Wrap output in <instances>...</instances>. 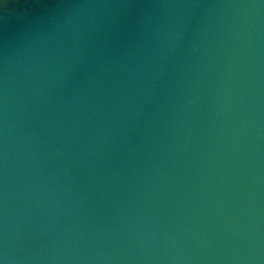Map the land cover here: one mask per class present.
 I'll return each instance as SVG.
<instances>
[{
    "label": "water",
    "instance_id": "water-1",
    "mask_svg": "<svg viewBox=\"0 0 264 264\" xmlns=\"http://www.w3.org/2000/svg\"><path fill=\"white\" fill-rule=\"evenodd\" d=\"M0 264H264V0H0Z\"/></svg>",
    "mask_w": 264,
    "mask_h": 264
}]
</instances>
